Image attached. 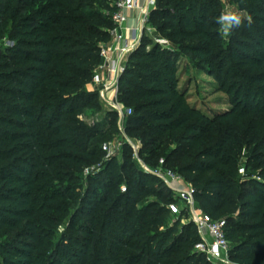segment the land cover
Wrapping results in <instances>:
<instances>
[{
  "label": "trees",
  "instance_id": "1",
  "mask_svg": "<svg viewBox=\"0 0 264 264\" xmlns=\"http://www.w3.org/2000/svg\"><path fill=\"white\" fill-rule=\"evenodd\" d=\"M157 1L166 2L152 12L159 32L172 41H196L182 50L210 63L216 53L207 23L212 6L206 0ZM236 1L264 30V0ZM115 10L97 8L89 0H0L3 264H211L192 252L200 240L194 224H183L181 233L176 225L160 231L171 215L166 206L171 192L144 171L128 144L123 153L129 159L121 167L104 158L102 140L110 138V131H119L117 113L96 125L84 118L86 111L101 108L98 91L89 87L101 62V44L111 39ZM237 49L230 59L264 66V39L257 32ZM176 65L174 53L159 45L129 55L119 80V101L134 105L125 132L138 134L144 144L139 156L147 165L156 167L163 158L166 167L195 187L206 213L226 220L236 262L264 264V165L256 178L242 181L240 158L251 163L259 151L252 147L242 154L238 135L243 119L263 109L249 96L244 106L216 113V121L227 123L216 137L214 118L191 106L179 91ZM230 71H224V81ZM252 129L254 141L262 137L264 144L261 130ZM173 143L177 145L171 147ZM100 163V171L87 176L89 184L80 199L75 196L80 185H54L60 175L80 180L86 167ZM153 195L154 200L140 207ZM76 199L74 217L82 216L86 228L55 247L51 236L62 222L58 205H72Z\"/></svg>",
  "mask_w": 264,
  "mask_h": 264
},
{
  "label": "rangeland",
  "instance_id": "2",
  "mask_svg": "<svg viewBox=\"0 0 264 264\" xmlns=\"http://www.w3.org/2000/svg\"><path fill=\"white\" fill-rule=\"evenodd\" d=\"M113 1L114 0H89V2H91L95 7L103 10H108L109 7L112 6ZM262 1L263 0H261V2ZM206 2H208L209 5L212 6L213 10L212 13L207 16V23L209 25L208 29L209 31H211L212 37H214L215 40L216 52L213 60L210 63H207V61L200 59L190 51L187 52L185 50H182L181 46H183L184 44H194L196 41L183 39L172 41L159 32L157 25L151 21L152 12L158 6H165L166 2L160 4L157 0L155 7L149 12L148 20L143 28L141 38L136 45L135 51H150L156 45H159L162 50H170L172 53H174L177 64L176 69L179 80V91L185 94V99L191 106L202 111V113L209 116L210 118H214L216 116V113L229 111L235 106H244L249 96L252 97L256 106L263 109V112L259 115H247L243 119L241 126H239L238 128V135L243 146L242 154H246L247 152H249L250 148L252 147H255L256 150L259 151L257 153V157L255 159H251V163H249L250 159L246 157L240 158V174L242 175V181H248L251 178H256L260 168L264 165V159H262V157L260 156L262 152L261 150L264 149V144L261 141L263 140V138L259 137L254 141V133L249 132L253 130L252 128L257 127L261 130L262 135H264V66L252 67L247 63H239L230 58L231 53L234 51L237 52V48L240 45H248V38L251 32H257V34L264 39V30L263 28L257 27L255 19L250 15L248 11L241 8L236 0H206ZM225 3L231 4L233 8H238L239 10L243 11L246 16L251 17L250 23L247 19H245L240 27L231 29L230 34L227 36L223 35L221 26L216 22V18L223 10ZM5 44H10V42L6 40ZM255 54L256 53H254V51H251L252 56H254ZM221 65H225L226 67L223 69V71L219 70ZM227 69L231 70L229 73L230 79L224 81L223 73L224 71H227ZM89 88L93 91L98 90V87L94 88L91 85ZM99 102L101 105L100 109L88 110L84 115V118L90 125H96L99 123L101 124V122H103V120L111 112L114 111V109L109 104H107L100 98ZM133 106L134 105L132 104L124 105V107ZM212 121L216 130L217 137L219 134L223 133L226 130L227 123L220 124L215 120V118L212 119ZM119 131H110V138H104V140H102V147L107 142H113V144H116V146L119 147V143L127 137L129 140L138 144L140 146V149L143 148L144 144L141 141L140 137H138V134L132 133L129 135L126 132L124 134ZM209 134L210 133L208 131L207 135L209 136ZM176 145L177 143H173L171 144V147H174ZM128 157L129 155L124 156L123 148H119L116 155L112 159L116 161V164L119 168L125 160L129 159ZM104 158L106 159V153ZM137 162L140 164L138 160ZM94 166L97 167V170L95 172L98 173L101 169V163L94 164ZM105 176L106 175H104V177ZM58 178L59 181L54 183V185L56 186H61L67 183L69 184L70 182L73 185H80V189L77 191V195H75L78 199H80L84 195L89 184L87 181V176L85 174L82 175L80 180H71L68 176L64 177L62 175H60V177ZM159 188H161L160 185H157L156 190H158ZM99 190V195L104 194V188L102 186H100ZM114 193L113 195H111L112 198H114V196L118 194V190H116ZM155 198L156 197L154 195L146 198V200H144L140 207H142L145 202L154 200ZM77 202L78 200L76 199L75 204L69 205L61 201L58 205V215L59 218H61L62 222L54 229V233L51 236V240L55 247H62L63 244L70 241V238L74 239L75 237L79 236L81 234L80 228L87 225V221H85L82 216L79 217L78 215H76L74 217L75 211L77 209ZM239 213L240 209L236 211L234 216L238 217ZM75 220L79 222L77 225L74 224ZM177 220L178 216L168 215L166 219V227H161L160 231L164 232L168 227L176 225L178 228V232L181 233V226L184 223L182 221L176 223ZM96 233H98V231ZM244 238V235L240 236L241 240ZM198 242L199 241H197L193 246V253H197L195 249ZM198 254L200 256L203 255L206 258L205 254ZM0 264H3V257L1 255Z\"/></svg>",
  "mask_w": 264,
  "mask_h": 264
},
{
  "label": "built area",
  "instance_id": "3",
  "mask_svg": "<svg viewBox=\"0 0 264 264\" xmlns=\"http://www.w3.org/2000/svg\"><path fill=\"white\" fill-rule=\"evenodd\" d=\"M114 0L112 6L116 8L112 14L114 26L110 29L111 39L101 44V62L96 67L91 86L98 87L99 98L109 104L118 115V128L125 134V121L133 113L130 107H124L119 101V80L126 70L129 55L135 51L141 38L143 28L148 20L149 12L155 7L156 0ZM140 9L139 26L132 28L133 38L127 36L130 12ZM128 144L133 150V156L140 162L144 171L167 186L172 194V201L166 204L170 214L178 216L184 224L192 223L196 226L200 240L196 245L197 253L205 254L211 264H222L227 260L229 264H240L232 258V243L227 237L225 219H214L206 213L196 199L195 187L179 172L166 167L162 158L157 167H151L140 159V146L127 137L119 143L113 142L103 145L106 160L112 159L118 149ZM97 167L94 165L84 169L86 176L95 175ZM122 190H127L122 186ZM177 220V221H178ZM187 221V222H186Z\"/></svg>",
  "mask_w": 264,
  "mask_h": 264
},
{
  "label": "clouds",
  "instance_id": "4",
  "mask_svg": "<svg viewBox=\"0 0 264 264\" xmlns=\"http://www.w3.org/2000/svg\"><path fill=\"white\" fill-rule=\"evenodd\" d=\"M245 19L249 23L251 22V17L246 16L243 11L233 8L231 4L225 3L223 10L216 18V22L221 26L223 35L227 36L230 34L231 29L240 27ZM222 264H229V262L224 260Z\"/></svg>",
  "mask_w": 264,
  "mask_h": 264
},
{
  "label": "crops",
  "instance_id": "5",
  "mask_svg": "<svg viewBox=\"0 0 264 264\" xmlns=\"http://www.w3.org/2000/svg\"><path fill=\"white\" fill-rule=\"evenodd\" d=\"M141 3L145 4L146 1L141 0ZM139 15H140V9H135L130 12V20L127 23V27H129V29L126 31L127 36L130 38H133V34H134V32L131 29L139 26V21H138Z\"/></svg>",
  "mask_w": 264,
  "mask_h": 264
}]
</instances>
